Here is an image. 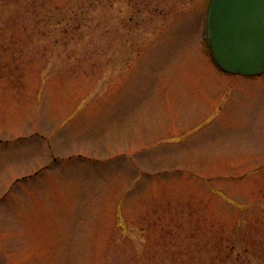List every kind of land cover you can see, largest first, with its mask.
I'll return each mask as SVG.
<instances>
[{"label":"rangeland","instance_id":"1","mask_svg":"<svg viewBox=\"0 0 264 264\" xmlns=\"http://www.w3.org/2000/svg\"><path fill=\"white\" fill-rule=\"evenodd\" d=\"M208 1L0 0V264H264V75Z\"/></svg>","mask_w":264,"mask_h":264},{"label":"water","instance_id":"2","mask_svg":"<svg viewBox=\"0 0 264 264\" xmlns=\"http://www.w3.org/2000/svg\"><path fill=\"white\" fill-rule=\"evenodd\" d=\"M206 30L211 58L222 72H264V0H209Z\"/></svg>","mask_w":264,"mask_h":264},{"label":"flooded vegetation","instance_id":"3","mask_svg":"<svg viewBox=\"0 0 264 264\" xmlns=\"http://www.w3.org/2000/svg\"><path fill=\"white\" fill-rule=\"evenodd\" d=\"M264 75V74H263ZM261 77V76H260ZM260 77H255V78H244V79H247V80H256V79H258V78H260Z\"/></svg>","mask_w":264,"mask_h":264}]
</instances>
